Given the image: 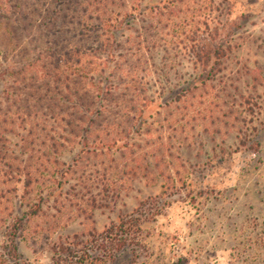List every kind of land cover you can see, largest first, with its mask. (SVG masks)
Here are the masks:
<instances>
[{
  "label": "rangeland",
  "instance_id": "1",
  "mask_svg": "<svg viewBox=\"0 0 264 264\" xmlns=\"http://www.w3.org/2000/svg\"><path fill=\"white\" fill-rule=\"evenodd\" d=\"M14 5L0 0L1 70L44 48L37 42L44 22H17ZM189 7L154 34L160 47L140 53L152 67L140 69L146 80L137 94L116 88L109 97L106 124L129 150L80 158L70 182L47 185L43 200L22 199L21 187L8 197L0 264H264V0ZM206 44L225 50L211 72L194 61L193 48ZM11 82L0 80V101ZM142 121V131L127 135ZM71 148L61 159L68 165L79 157ZM31 210L37 215H26ZM16 218L23 222L14 239ZM129 220L141 229L123 245L118 226Z\"/></svg>",
  "mask_w": 264,
  "mask_h": 264
},
{
  "label": "trees",
  "instance_id": "2",
  "mask_svg": "<svg viewBox=\"0 0 264 264\" xmlns=\"http://www.w3.org/2000/svg\"><path fill=\"white\" fill-rule=\"evenodd\" d=\"M139 1L13 0L17 22L32 20V16L35 22H44L37 25V42L44 41V48H36L35 57L20 68H0L1 82L12 81L3 88L0 101V208L8 197H18L20 187L25 200L34 194L43 200L47 185L63 189L80 158H103L113 150H129L130 145H120L122 140L114 137L118 133L110 132L106 124L108 103L115 100L109 97L116 88L137 94L136 86L146 80L138 79L140 69L148 74L152 67L138 57L160 47L154 34L165 27L163 22L182 19L180 15L193 2L159 0L153 6H142L143 0ZM136 22L146 26L136 29ZM224 54L221 44L193 48L195 64L204 72H211ZM91 73H98L100 79L96 81ZM180 96H176L178 104ZM138 124L127 135L139 133L146 123ZM15 138L18 141L13 144ZM76 147L79 159L71 165L63 162L68 148ZM37 213L31 210L26 215ZM15 220L14 239L23 222ZM118 229V241L126 245L141 227L129 220L122 221ZM107 233L116 235L115 228Z\"/></svg>",
  "mask_w": 264,
  "mask_h": 264
}]
</instances>
